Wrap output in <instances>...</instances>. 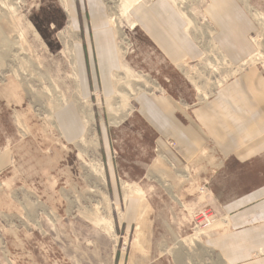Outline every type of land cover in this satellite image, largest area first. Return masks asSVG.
Returning <instances> with one entry per match:
<instances>
[{
    "label": "rangeland",
    "instance_id": "374dc122",
    "mask_svg": "<svg viewBox=\"0 0 264 264\" xmlns=\"http://www.w3.org/2000/svg\"><path fill=\"white\" fill-rule=\"evenodd\" d=\"M75 1L80 33L68 0H0V264H228L208 243L223 229L213 177L225 167L243 177V168L221 164L214 150L193 175L192 164L172 166L136 98H170L187 114L250 68L264 76V0H236L251 29L231 52L219 43L225 31L211 19V0H167L200 50L180 64L134 14L158 0ZM90 7L113 34L121 65L111 94L99 84L85 97L75 44L86 45L81 12ZM70 109L78 138L61 122Z\"/></svg>",
    "mask_w": 264,
    "mask_h": 264
},
{
    "label": "crops",
    "instance_id": "0c3cea01",
    "mask_svg": "<svg viewBox=\"0 0 264 264\" xmlns=\"http://www.w3.org/2000/svg\"><path fill=\"white\" fill-rule=\"evenodd\" d=\"M68 3L72 28L80 33L77 3L75 0ZM89 4L95 7L101 2L89 0ZM93 7L90 13L81 12L86 45L75 44L80 86L85 97L99 84L105 93L111 94L112 76L121 65L114 36ZM209 13L216 27L225 31L219 39L224 51H235L231 47L238 41L237 37L245 36L251 29V21L243 9L236 0H211ZM134 14L156 48L172 63L200 57V50L186 34L167 0H158L147 9L137 7ZM90 21L95 27L94 34L89 30ZM136 105L157 136L161 158L165 159L162 154L166 155L172 166L192 164L193 175L199 166L211 161L206 151L214 150L221 164L233 163L243 168L244 179L227 167L213 177L212 206L223 229L212 235L208 243L228 264H264V76L261 72L250 68L243 76L226 82L191 113L185 114L183 107L170 98L149 93L139 94ZM61 116L67 132L78 138L82 126L76 110L64 111ZM167 141L176 147L173 149ZM142 219L141 215L140 222Z\"/></svg>",
    "mask_w": 264,
    "mask_h": 264
},
{
    "label": "bare ground",
    "instance_id": "6f19581e",
    "mask_svg": "<svg viewBox=\"0 0 264 264\" xmlns=\"http://www.w3.org/2000/svg\"><path fill=\"white\" fill-rule=\"evenodd\" d=\"M66 8V7H65ZM112 9V8H111ZM115 15V14H114ZM114 15H113V17H114ZM112 19V18H111ZM111 24H112V26L113 27H117V25L115 24V22H114V20L112 19L111 20ZM110 24V25H111ZM117 29V28H116ZM122 51V50H121ZM121 54H123L122 52H121ZM118 76V75H117ZM115 77V83H116V87H117V95H119V94H121L120 93V89H121V87H120V85H121V80H120V78L119 77ZM110 100V99H109ZM125 101H127V102H129V98L127 97L126 99H125ZM108 106L110 107V108H112V106L114 107V104L112 103V101H108ZM87 126H88V128H89V130H90V123H89V120L87 121ZM92 136V135H91ZM94 137V136H93ZM92 137V138H93ZM93 142H94V140H93ZM93 145V144H92ZM90 147H91V145H90ZM93 147V146H92ZM94 148V147H93ZM96 148V147H95ZM98 173H100V177L101 178H104V173H103V168H100L99 169V171H98ZM187 174H189L188 172H187ZM185 178H187L188 179V177L186 176ZM202 194H205V193H202ZM204 196V195H203Z\"/></svg>",
    "mask_w": 264,
    "mask_h": 264
},
{
    "label": "built area",
    "instance_id": "2783aa9c",
    "mask_svg": "<svg viewBox=\"0 0 264 264\" xmlns=\"http://www.w3.org/2000/svg\"><path fill=\"white\" fill-rule=\"evenodd\" d=\"M169 145H170L171 147H173V146H174V144H172V143H171V144H169Z\"/></svg>",
    "mask_w": 264,
    "mask_h": 264
}]
</instances>
